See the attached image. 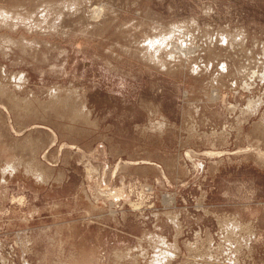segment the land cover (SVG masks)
<instances>
[{
    "label": "rangeland",
    "instance_id": "374dc122",
    "mask_svg": "<svg viewBox=\"0 0 264 264\" xmlns=\"http://www.w3.org/2000/svg\"><path fill=\"white\" fill-rule=\"evenodd\" d=\"M0 264H264V0H0Z\"/></svg>",
    "mask_w": 264,
    "mask_h": 264
},
{
    "label": "bare ground",
    "instance_id": "6f19581e",
    "mask_svg": "<svg viewBox=\"0 0 264 264\" xmlns=\"http://www.w3.org/2000/svg\"><path fill=\"white\" fill-rule=\"evenodd\" d=\"M179 53H180V52H179ZM180 54H181V53H180ZM253 102H254V101H253ZM254 104H255V103H254ZM251 105H252V104H251ZM251 105H250V106H251ZM255 105H256V104H255ZM248 106H249V103H248ZM255 107H256V106H255ZM248 108H249V107H248ZM248 108H247V109H248ZM179 228H180V227H179ZM229 233H230V232H229ZM233 233H234V232H233ZM230 234H231V233H230ZM161 244H162V242H161ZM235 245H236V244H235ZM163 256H164V255H163ZM161 263H162V262H161Z\"/></svg>",
    "mask_w": 264,
    "mask_h": 264
}]
</instances>
